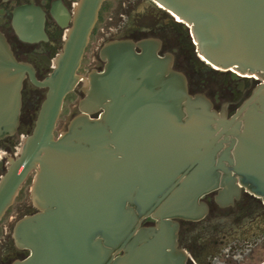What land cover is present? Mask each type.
Instances as JSON below:
<instances>
[{
	"label": "water",
	"instance_id": "95a60500",
	"mask_svg": "<svg viewBox=\"0 0 264 264\" xmlns=\"http://www.w3.org/2000/svg\"><path fill=\"white\" fill-rule=\"evenodd\" d=\"M106 1L79 0L42 82L0 32V140L19 129L27 73L47 89L32 133L0 180L1 222L34 175L36 212L13 229L29 255L14 264H186L176 220L204 218L203 197L218 192L222 205L245 190L264 201V0H153L189 28L206 62L261 81L232 116L190 94L174 55L160 56L158 38L111 41L100 53L104 71L79 75ZM21 22L22 40L45 38L42 16ZM81 82L80 113L57 136L65 99ZM148 219L154 225H144Z\"/></svg>",
	"mask_w": 264,
	"mask_h": 264
},
{
	"label": "flooded vegetation",
	"instance_id": "af4514ba",
	"mask_svg": "<svg viewBox=\"0 0 264 264\" xmlns=\"http://www.w3.org/2000/svg\"><path fill=\"white\" fill-rule=\"evenodd\" d=\"M78 2L0 0V32L5 35L16 59L33 69L31 74L37 82H42L52 74L56 59L63 52L68 32L73 26ZM108 3L111 5L109 9L106 7ZM32 4L38 11L22 9ZM112 6V2L107 0L100 10L99 20L78 71L84 78H88L92 72L104 71L106 63L100 53L107 43L154 37L162 41L160 56L166 53L174 55V69L187 77L190 94H204L219 112L226 110L232 116L260 84L261 81L254 75L220 69L206 62L198 54L189 28L153 0H122L118 12H114ZM28 16L32 20H39L42 16L45 38L33 42L21 39L15 25L19 22L22 26L21 21ZM167 35L177 40L176 46L168 45ZM183 53L181 58L180 54ZM82 85L81 82L76 91L65 99L62 115L69 101L70 114L63 130L80 113L78 106L84 97ZM46 94L47 89L35 84L30 73H27L19 129L15 136L0 140V180L8 171L11 160L19 156L23 140L32 133ZM33 176L25 185L28 182L32 184ZM25 185L15 204L0 222V264H14L29 255L27 250L17 248L13 239L17 221L36 212L30 197L29 203H19L25 195ZM217 193L202 198L209 208L204 218L198 221L176 220L179 223L178 248L187 255L186 264H264V201L242 190L239 199L220 205L215 200ZM15 207L17 209L13 213ZM154 223L148 219L144 225Z\"/></svg>",
	"mask_w": 264,
	"mask_h": 264
},
{
	"label": "rangeland",
	"instance_id": "374dc122",
	"mask_svg": "<svg viewBox=\"0 0 264 264\" xmlns=\"http://www.w3.org/2000/svg\"><path fill=\"white\" fill-rule=\"evenodd\" d=\"M110 1H111L112 4H113V6H112L113 11H114V12H118L119 7H120V1H122V0H110ZM110 6H111L110 3H108V4L106 5V7H107L108 9L110 8ZM115 15H116V13H115ZM108 16H110V14H109ZM106 24H108V23H106ZM116 24H117V23H116ZM114 26H115V25H114ZM111 27H113V25H112ZM166 38H167L166 40H167L168 45L176 46L177 40H176L175 38L170 37V36H168V35L166 36ZM183 55H184V53H183V54H180V57L182 58ZM69 104H70V101L67 103L66 110L64 111V113H63V115H62V117H61V119H60V121H59V123H58L57 130H56V135H57V136H58L59 133L64 129V126H65V123H66V119H67V117H68L69 114H70ZM30 185H31L30 182H28V183L25 185V187H24L25 195L22 196V198L20 199V202H19V203H23L24 201H26L27 203L30 202V199H29V197H30V196H29ZM19 203H18L17 205H19ZM24 203H25V202H24ZM17 205H16V207H17ZM16 207H15L13 213L16 212V209H17Z\"/></svg>",
	"mask_w": 264,
	"mask_h": 264
},
{
	"label": "bare ground",
	"instance_id": "6f19581e",
	"mask_svg": "<svg viewBox=\"0 0 264 264\" xmlns=\"http://www.w3.org/2000/svg\"><path fill=\"white\" fill-rule=\"evenodd\" d=\"M179 21H181L178 17H176Z\"/></svg>",
	"mask_w": 264,
	"mask_h": 264
}]
</instances>
